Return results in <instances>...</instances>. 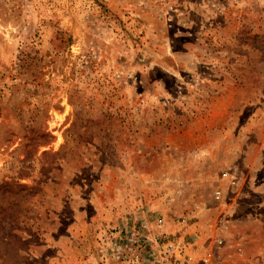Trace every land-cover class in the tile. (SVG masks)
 <instances>
[{"label": "rangeland", "instance_id": "rangeland-1", "mask_svg": "<svg viewBox=\"0 0 264 264\" xmlns=\"http://www.w3.org/2000/svg\"><path fill=\"white\" fill-rule=\"evenodd\" d=\"M170 239L264 261V0H0V264Z\"/></svg>", "mask_w": 264, "mask_h": 264}, {"label": "built area", "instance_id": "built-area-1", "mask_svg": "<svg viewBox=\"0 0 264 264\" xmlns=\"http://www.w3.org/2000/svg\"><path fill=\"white\" fill-rule=\"evenodd\" d=\"M223 176L228 180V182L231 185H236L238 183V178L225 171L223 172ZM222 196V190L221 189H216L214 190V198L215 199H219ZM184 220V219H183ZM159 222H162V219H158ZM208 229H210V226L208 227ZM225 236H222V234H216L214 235V243L215 245H223L225 243ZM186 243L184 242V240L180 239V240H174V239H170L167 242L163 243V250L162 252L159 254V260H158V264H171L170 258L172 256H177V255H181V252L186 250ZM239 253L242 254V249L240 247L239 249ZM212 256H214V251L207 249L204 252V255L201 257L202 261L204 262V264H208L211 259ZM262 264H264V261H262Z\"/></svg>", "mask_w": 264, "mask_h": 264}, {"label": "crops", "instance_id": "crops-1", "mask_svg": "<svg viewBox=\"0 0 264 264\" xmlns=\"http://www.w3.org/2000/svg\"><path fill=\"white\" fill-rule=\"evenodd\" d=\"M243 237H244V236H241V240H244ZM244 248H245V246H244ZM243 253H244V252H243V250H242V254H243ZM246 257H248V255H247ZM258 263L261 264L259 260H258Z\"/></svg>", "mask_w": 264, "mask_h": 264}]
</instances>
